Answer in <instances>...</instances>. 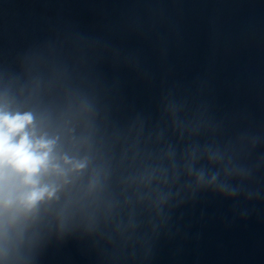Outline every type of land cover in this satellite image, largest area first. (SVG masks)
<instances>
[{
    "label": "water",
    "instance_id": "1",
    "mask_svg": "<svg viewBox=\"0 0 264 264\" xmlns=\"http://www.w3.org/2000/svg\"><path fill=\"white\" fill-rule=\"evenodd\" d=\"M0 114V264H264V0H0Z\"/></svg>",
    "mask_w": 264,
    "mask_h": 264
},
{
    "label": "clouds",
    "instance_id": "2",
    "mask_svg": "<svg viewBox=\"0 0 264 264\" xmlns=\"http://www.w3.org/2000/svg\"><path fill=\"white\" fill-rule=\"evenodd\" d=\"M31 119L30 115L0 114V164L5 161L10 162L18 170L26 172L28 174L26 181L34 184L35 181L32 177L45 164L47 152L37 153L27 134L22 135L18 143L12 142L13 135L22 132ZM36 147L48 148L49 145L41 141L37 143ZM46 191L47 189L33 190L26 195L25 200L29 205L34 204L42 198Z\"/></svg>",
    "mask_w": 264,
    "mask_h": 264
}]
</instances>
